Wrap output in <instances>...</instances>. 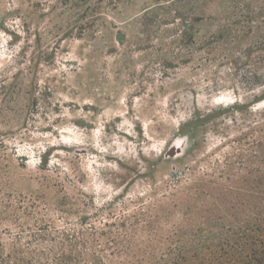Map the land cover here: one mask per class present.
<instances>
[{
    "label": "rangeland",
    "instance_id": "obj_1",
    "mask_svg": "<svg viewBox=\"0 0 264 264\" xmlns=\"http://www.w3.org/2000/svg\"><path fill=\"white\" fill-rule=\"evenodd\" d=\"M259 12L264 0H0V237L17 233L7 214L135 252L251 215L264 86L227 59L174 57L189 26L200 42Z\"/></svg>",
    "mask_w": 264,
    "mask_h": 264
},
{
    "label": "trees",
    "instance_id": "obj_2",
    "mask_svg": "<svg viewBox=\"0 0 264 264\" xmlns=\"http://www.w3.org/2000/svg\"><path fill=\"white\" fill-rule=\"evenodd\" d=\"M255 19L258 23L253 25ZM247 21L249 25L223 28L200 42L198 28L189 26V33L181 31L176 39L179 48L174 59H192L196 53H203L209 62L227 59L230 65L240 64L246 69L248 82L264 86V12L248 16ZM225 37L230 49L222 46ZM242 39H250L251 45L238 50L235 45ZM259 117L264 119V112ZM254 148L259 166L253 215L235 226L229 224L223 234L199 240L195 236L150 240L146 250L133 252L129 240L112 236L102 242L87 231L58 230L40 226L38 221L30 228L6 214L3 221L14 225L17 233L10 234L6 242L0 237V264H114L115 257L119 264H264V123L257 130Z\"/></svg>",
    "mask_w": 264,
    "mask_h": 264
},
{
    "label": "water",
    "instance_id": "obj_3",
    "mask_svg": "<svg viewBox=\"0 0 264 264\" xmlns=\"http://www.w3.org/2000/svg\"><path fill=\"white\" fill-rule=\"evenodd\" d=\"M172 155H174V153Z\"/></svg>",
    "mask_w": 264,
    "mask_h": 264
}]
</instances>
